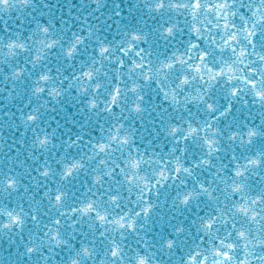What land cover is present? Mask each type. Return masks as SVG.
<instances>
[{
    "label": "snow or ice",
    "instance_id": "1",
    "mask_svg": "<svg viewBox=\"0 0 264 264\" xmlns=\"http://www.w3.org/2000/svg\"><path fill=\"white\" fill-rule=\"evenodd\" d=\"M0 264H264V0H0Z\"/></svg>",
    "mask_w": 264,
    "mask_h": 264
}]
</instances>
